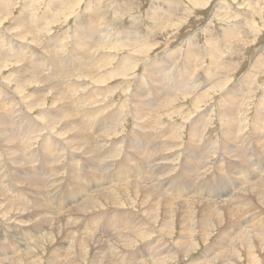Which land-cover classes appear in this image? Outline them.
Wrapping results in <instances>:
<instances>
[{
  "label": "rangeland",
  "instance_id": "rangeland-1",
  "mask_svg": "<svg viewBox=\"0 0 264 264\" xmlns=\"http://www.w3.org/2000/svg\"><path fill=\"white\" fill-rule=\"evenodd\" d=\"M85 29H87V31ZM88 29H90V31L93 30L95 34L97 33L96 38H98V36L99 38L101 37L99 40L101 42H115L116 45L121 42H133L135 43L134 49L136 50L133 54L134 45H131V47L127 46L126 48L111 49V55L114 57L112 64H110V66L108 65L106 70L99 71L90 79L81 78L77 80V71L75 73L73 72L74 74H72V76L69 75L71 77L70 82H74V86L78 89L74 91V93H77L76 95H74V93H69L68 96L71 98L82 96V99L79 100L80 106L79 104L75 105L73 103L72 107L77 109V111L81 107V109L85 110V115L92 117L90 119L86 118L87 121L83 122L86 128H88L85 134H89L92 137L91 140L93 148L95 149V152L92 154L94 155L87 153V150H85L86 153H84V149L79 151L77 150L78 148H72L74 145L71 139L74 137V132L64 133L63 131L64 134L60 133V130L63 129L61 126H63L65 121L69 120V118H56V116L61 113L60 107L62 104L60 101L52 103L53 93L50 92V90L46 93L47 95L42 101H36L35 96L39 86H47L45 83L53 84L52 82L37 83V85L35 83L31 85L28 84L26 87L21 88L22 90L17 87V82L22 80L21 77L29 74L22 70V68L25 64L29 63L30 65V61L35 65H31L34 66L35 70H32L30 73L34 75H40L35 71L47 74L49 71L55 70L54 67H56V70L63 69L64 61L66 63H74V60L69 59L67 55L78 54L80 50H78L79 48L73 50L72 42H76L77 38L81 40L82 36L84 37L83 31L85 30L88 32ZM105 29L107 32L104 34L103 30ZM97 42L95 41L96 45ZM56 45L60 47L54 48ZM76 46L78 47V45ZM105 50L106 49L99 50V52ZM91 51L92 56L90 55L89 64L96 63L106 58V53L97 54L96 50L94 53L92 49ZM14 53H19L20 56L18 59L11 57ZM4 54H7V58L4 60L6 63H4L1 58V55L4 57ZM53 54L57 55L56 58L58 57L56 63H53L51 59L53 58ZM47 59V63L52 64L47 65L46 61H44ZM76 62L79 63V61ZM44 63L46 65H44ZM117 64L120 65L122 69L126 68L127 75L125 77L118 72L115 74L114 71L116 70L112 72V67L117 66ZM152 64L156 66L155 69ZM31 66H29V69H31ZM157 68L161 70L154 74L160 78L162 92L170 93L179 88L177 82L171 80L175 76L176 79L187 81L186 87L188 86V88L196 89L199 94L198 96H202V98L198 101L199 103H193L196 96L195 93L178 92L176 96L179 95V98L171 103L173 111H176V114H173L171 117L167 116L170 114V111H172H168L167 108L161 112H156L155 120L157 123L151 126L146 125L145 127L144 123H147V120L141 123L139 122L140 120L133 122L129 110L132 103L129 102H131V93L134 92L132 89L136 91L144 88L146 92L147 87L152 85L148 80V75L142 73L152 72ZM60 71H58V73ZM107 72L111 76L110 79L105 80L103 84L100 85V88L95 86L98 80L97 76L105 75ZM180 74H184L185 77L183 78V75L180 77ZM215 82H219L220 85L223 86L222 89L219 88V91H213L212 89L208 90V86H211ZM219 83L218 86H220ZM218 86L215 88H218ZM228 88H230V90L226 93H232L233 91L232 97L229 95L230 93L222 97L223 91L225 89L228 90ZM98 90H102L100 95L96 92ZM122 91L124 92L122 93ZM2 95L7 97L10 96L11 108L14 104L12 109L15 115L12 114V109L7 108V105H3V109H0V112L3 111L4 114L8 115L6 120L8 124L10 123L9 131L5 135L3 133L0 134V139L2 140H0V189L5 193L0 196V242L1 252H5V254L1 255V260H3L1 264H22L20 261L15 263L13 259H19L18 257L22 254L21 252L25 250H29V253H27L28 257H26L28 260H30L31 257L32 260H30V262L34 261L33 264L61 262L63 261V257L59 255L69 253L70 250L72 252L67 257V262L70 264H89L90 259L94 255L98 256V260L100 259V262H95L94 264H104L103 260L106 256H117L120 259L128 261L137 259L140 256L141 253L139 251L135 253L136 255H132V252L137 251L139 248H141L142 254H147L145 263L147 261H153V259L159 257V253L162 252V249H158V247L150 248L148 240H154L160 235L153 233L150 239H141L138 236H134L133 238H135V241L132 246L125 244L127 245L126 250L130 252L120 253L123 244L120 243V240H109L106 238L108 233L114 234V230L103 232L102 229H108L106 226L100 227V223L105 221H101L102 219L99 217L104 215L110 216L112 219H118L117 214L121 212L122 209L114 208V205L109 206L103 202H101L100 206L93 205L92 207V205L88 204V207L86 204L93 198L97 187L94 190L91 188L86 191L80 190V188L81 186L95 187V185H101L100 189L106 190V185H103L104 180L101 179L104 177L106 179L107 176L112 175L119 168V165H121V157L126 153L125 151L128 150V153L132 150L138 151V147H135V145L144 142L140 140L142 139L140 134L144 133L142 131L143 129H140V127H145V130L152 131V134L155 135V141L157 140L156 142H158V140L166 142L165 140L168 139L167 142L169 146H174L172 148L174 151L169 149L166 151V153L169 151L167 154L165 151H160V154L169 155L171 153H176V158L179 160L185 156L188 165L196 164L200 166L202 163H209L208 168L206 166L204 168L193 166L188 172H185L186 178L184 182H187L188 188L184 191L185 193L182 196H190V194L191 196H181L182 198L177 197L175 198V202L186 203L192 199L191 201L194 202V208L198 209L200 205H203L201 209L204 208V213L207 215L211 209L218 207L220 192L227 191L233 180L240 179L241 181H239V183H243L247 188L249 175L246 171L242 170L243 166L239 162L244 161L242 156L245 155L248 157V162L264 160V0H0V100ZM181 95L183 98H180ZM246 95H249L247 97L248 99H245ZM13 98L15 100L12 101ZM165 98L167 99V97ZM88 99H91L93 102ZM230 103L234 110L232 112L234 116L230 114V116L227 114L223 116L218 113L220 108H225L226 105ZM258 103L262 104V106L260 105L261 108H258ZM31 104H33L34 107H32L33 109L30 111L32 116L30 115L31 117L28 118L27 114L24 113ZM89 104H91V106L94 105L91 107ZM88 105L90 108L87 107ZM193 105L196 106L194 107ZM202 112L208 113L207 118L205 116L202 121V126L205 127L201 129V134L195 138L198 140L194 141V137L188 140V138H190L191 122L198 119L199 115L203 114ZM36 115L37 119L34 120L33 116ZM96 115H105V118L100 119V116ZM185 115H187V119L184 118ZM12 116L15 118L14 121L10 122ZM256 116H260L259 122H256L257 124L253 123ZM16 117L21 122V127L18 128L19 130L17 132L20 133L19 140L20 144L23 146V152H25V154L26 152H32V154L36 153V159L34 163L31 164L28 171L27 167H23L25 166L24 164H26L24 161L27 162V154L25 155L22 150L19 151V161L22 163V167L20 168H23L19 171H27V173L31 174L34 172V169H36L34 175L39 178L41 182L45 183L43 188L42 186L41 188H35L28 185L25 181L23 182L24 184L21 185L20 183H13L11 181L15 169L14 167L16 166L11 163L12 161L6 155L1 154V147L3 146V142L7 141V139L10 142L17 141L13 131L14 128L12 129V126L18 124L15 122L17 119ZM223 117H226V122L234 125L232 132L229 128L227 131L226 128H224L225 126L223 125L225 121H222ZM242 118L243 121H245L244 123L241 120ZM29 119H32V121ZM158 120L161 121L159 122ZM236 120L238 122H235ZM47 121L55 123H53L51 127ZM240 122L243 125L239 124ZM104 124H106L105 127ZM163 124L167 126L165 127ZM101 125L103 127L98 129ZM239 125L241 127H239ZM113 126L116 128L114 134L109 133ZM0 127H2L1 118ZM35 127H38L37 129L41 128V130H38L40 131L39 133L33 131ZM161 127H164L165 134H162L160 131ZM27 128L32 130V132L29 133L30 137L33 135L35 136L33 145L31 147L29 145L30 148L27 145ZM49 128H52L51 132ZM171 128L173 130L170 131ZM166 131L170 132L167 134ZM176 131L178 132L176 133ZM105 132H108L106 134H110V137L106 136ZM48 134L53 136L50 138ZM98 136L106 140L100 147L94 146V142ZM105 136L108 138L106 139ZM162 136L165 137V140ZM47 137H49L52 151L51 153L45 154L43 142H49ZM155 141L153 142V149L157 150L162 143L160 141L156 143ZM190 143L193 145L192 147H189L191 145ZM105 144H107V147H105ZM184 145L189 148H186V146L184 147ZM239 148H241V150ZM227 149L240 150V152L238 151L236 154H242V159L239 160L237 156H231L232 158H230L228 154L223 152ZM20 152L22 153L20 154ZM97 152L100 156H97ZM148 153V157L152 163H146V167L148 170L153 169L151 172L148 171L145 174L143 173V166L141 164L143 159L142 156L129 160L121 167L124 169L126 166L125 170L130 169V167L133 166V161L137 160L134 165V175L138 173L141 177H147V175L150 174H152L151 176H158L157 168L161 167V163L156 165L157 154L155 158H153L150 152ZM130 155L132 154L130 153ZM70 157H74L75 163L71 166H67V159ZM131 163L132 165L130 166ZM229 164L232 165V168L229 167ZM170 165L175 167L174 169L176 170L170 173L166 178L174 177L176 172L179 171V161L170 162ZM262 170L263 169L259 172V176H264V171ZM21 175L23 176V174ZM81 175L83 176V180L77 178L78 176L82 177ZM240 175L244 176V180L240 178ZM94 176L99 177L100 180L95 181V179H93ZM256 177L258 178V174H256ZM134 179H136V177ZM134 179L132 177L128 180L133 182ZM165 181L166 180H164L163 183H165ZM258 181H263V178H258ZM167 182H170V180H167ZM85 184L86 186H84ZM119 184H125V182ZM110 186H112V184H110ZM167 186H169V184ZM25 187L27 189H25ZM155 190L156 193H169L166 188L158 184H156ZM231 192L234 191L231 190ZM42 193L44 195H42ZM215 193V197L211 198L212 196H209ZM129 199L133 201V205L131 206L129 203H126L124 208H127V213L126 211L122 213L124 215H129L128 213H130V216H132L133 222H131L132 224L129 230L141 229L144 224L149 225L141 214L143 206L139 204L138 200L131 197H129ZM137 199L139 198L137 197ZM167 200L172 199L168 198ZM244 202H247V199ZM20 203L22 204L20 205ZM57 203H59L58 206H56ZM133 207L135 208L133 209ZM44 208L48 211L57 212V214L51 215L52 219L49 223V215L43 216L40 214V210H44ZM82 209H87L89 212L87 211L86 213V211ZM70 213L73 218L69 215ZM248 213L251 215V219H253L254 223L252 225L264 230V211H258V209H256L248 211ZM97 214L100 216H96ZM93 215H95V218H92ZM33 219L34 221H32ZM56 220L60 221L59 224ZM63 220L65 221L61 222ZM35 221H39L37 225H35ZM74 222H76V224ZM124 226L127 227V225H123L122 227ZM222 227L223 226H220L216 231L213 230L214 232H212L209 240H206V242H202L196 232L197 236H195L193 240L195 246L189 251L187 257L183 256V253H181L182 250L178 248L180 246L174 245L177 253L174 255L172 254L173 256L170 255L166 260L164 259V264H189L202 261V255L210 245L213 246V251L217 252L219 249V242L223 240L221 233L223 230L227 231L226 227L223 229ZM178 229L179 225L178 222H176L175 239L170 236L168 237L169 240L175 241L177 239ZM231 229L235 231L237 227L232 226ZM120 231H122V228H120ZM91 232H95L96 235L98 234L97 236L99 237L96 238L98 243L97 245L91 244L93 242L87 244V253L82 259L83 252L86 251V246L81 244L83 241L82 238L84 236L90 238L92 235ZM117 232L118 230H116L115 233ZM191 234L194 235V233ZM71 239L74 241H71ZM167 245L170 246L171 244ZM167 245H165V249H163V255L170 254V252L165 251L169 247ZM143 257L144 255L141 256V259ZM78 259L82 260L80 261ZM136 264H140V261L137 260Z\"/></svg>",
  "mask_w": 264,
  "mask_h": 264
},
{
  "label": "bare ground",
  "instance_id": "bare-ground-1",
  "mask_svg": "<svg viewBox=\"0 0 264 264\" xmlns=\"http://www.w3.org/2000/svg\"><path fill=\"white\" fill-rule=\"evenodd\" d=\"M67 3V2H66ZM68 4V3H67ZM254 5V4H253ZM64 6V5H63ZM52 7V6H51ZM30 9V8H29ZM55 10V9H54ZM74 13V12H73ZM58 14V13H57ZM45 15V14H44ZM46 17V16H45ZM65 17V16H64ZM50 18V17H49ZM23 20V19H22ZM21 21V20H20ZM19 21V22H20ZM103 22V21H102ZM18 23V22H17ZM22 23V22H21ZM94 23V22H93ZM96 23V22H95ZM100 23V22H99ZM19 24V23H18ZM23 25V24H22ZM28 25V24H26ZM25 25V26H26ZM105 25V24H104ZM104 29V28H103ZM107 29V28H106ZM103 30V33L105 34L107 31ZM87 31V29H85ZM83 31V34H84V37L82 36V39H78L77 38V41L76 42H72V47H73V50L76 49V48H79L78 50H80V52L78 54H73V55H67V57H69V59H73L74 60V63H66L63 59V64H64V68L63 69H59V70H56V67L55 70H51L49 71L47 74H43L39 71H35L37 72L38 74L40 75H34V74H30L32 72V70L34 71V64L32 63V61H30V65L29 63L28 64H25V66L22 68V70H24L25 72H28L29 74H26L24 77H21L22 80H20L19 82H17V87L18 88H24L26 87V85H31V84H36L37 83H45V82H52L53 84L51 83H45L47 86L43 85L42 87L39 86V89L36 91V101H42L45 96L47 95L46 93L50 90V92L53 93V102H61L62 106L60 107L61 108V113L58 114V116H56L57 119H63L65 117H68L69 120L65 121V123L63 124V129L60 130V133L61 134H64L66 132H74V137H72V143H73V147L72 148H78L77 150H82L84 149V153H86L85 150H87L88 152L87 153H90L91 155H94L92 153L95 152V149L93 148V143H92V137L91 135L89 134H85V132L87 131L88 128H86L85 126V123L83 121H87L86 118H89L87 115H85V110L84 109H74L72 107V104L74 103L75 105L79 104V100L82 99V96L80 97H69V93H74V91H77L76 89V86H74V82L71 83V77L72 74H74L76 71V76H78V79L77 80H80L81 78H92L95 74H97L99 71H103L104 69L106 70V67H108V65L110 66V64H112L113 62V58L112 55H111V52L110 50L111 49H114V48H126L127 46L131 47V45H134L133 47V54L134 52L136 51L134 48H135V43H131V42H121L119 43L118 45L115 44V42H101L99 41L100 38L98 36V38H96V35L97 33L95 34L93 32V30L90 31V29H88V32L86 31ZM98 30V29H97ZM96 30V31H97ZM95 31V32H96ZM230 32V31H229ZM101 33V32H100ZM82 34V33H80ZM79 36V35H78ZM117 37V36H116ZM103 39V38H102ZM105 39H106V36H105ZM118 39V37H117ZM126 39V37H125ZM98 40V42H97ZM124 40V39H123ZM127 40V39H126ZM130 40V39H129ZM95 41L97 42V45L95 43ZM108 41V39H107ZM119 41V40H118ZM94 43V44H93ZM117 43V42H116ZM147 43V42H146ZM11 45V44H10ZM78 45V47L76 46ZM60 46L59 45H56L54 48H59ZM142 48V47H140ZM91 49L93 50V53L95 52L96 50V53L97 54H102V53H106V58L104 60H101V61H95L96 63H91L89 64V58L92 56V51ZM106 49L105 51H100L99 50H104ZM108 49V50H107ZM139 50V49H138ZM143 50V49H141ZM18 51V50H17ZM144 51V50H143ZM142 51V52H143ZM149 51V50H148ZM74 52V51H73ZM54 53V52H53ZM116 53V52H114ZM213 53V52H212ZM139 54V53H137ZM7 54H4V57L3 55H1V58L4 62V60H6ZM91 55V56H90ZM136 55V54H135ZM11 56V55H10ZM19 53H14L12 54L11 57L13 58H16L18 59L19 57ZM55 56V58H54ZM56 54H53V58H51L53 60V63L56 61H58V57L56 58ZM114 56V55H113ZM132 56V55H131ZM9 57V56H8ZM135 57V56H134ZM137 57V56H136ZM145 57V56H144ZM195 57V56H194ZM212 58V57H211ZM46 59V58H45ZM125 59V58H124ZM136 59V58H135ZM213 59V58H212ZM35 60V58H34ZM82 60V61H81ZM127 60V59H125ZM130 60V59H129ZM48 61L47 60H44ZM76 61H79V63H77ZM123 61V59H122ZM212 61V60H211ZM126 62V61H125ZM6 63V62H4ZM118 63V62H117ZM120 63V62H119ZM130 63V62H129ZM132 63V62H131ZM134 63V62H133ZM23 64V63H22ZM34 65V66H31V65ZM52 63H47V65H50ZM60 64V63H59ZM121 64V63H120ZM4 65V64H3ZM6 65V64H5ZM42 65V64H41ZM44 65H46L44 63ZM43 65V66H44ZM188 65V64H187ZM212 65V63H211ZM31 66V69H29ZM52 66V65H51ZM58 66V65H57ZM128 66V65H126ZM152 66H154L152 64ZM160 66V65H159ZM20 67V66H19ZM18 67V68H19ZM22 67V66H21ZM42 67V66H41ZM49 67V66H48ZM105 67V68H104ZM122 67V66H121ZM156 66H154V69H155ZM161 67V66H160ZM159 67V68H160ZM17 68V69H18ZM162 68V67H161ZM16 69V71H17ZM20 69V68H19ZM48 69V68H47ZM50 69V68H49ZM58 69V67H57ZM126 68L122 69L120 68V65L117 64V66H114L112 67V72L113 70H116L114 71L115 74L116 72L118 73H121L124 75V77L127 75V72L125 70ZM132 69V68H131ZM13 70V69H12ZM62 70V71H60ZM135 70V69H133ZM132 70V71H133ZM161 69H156L152 72H146V73H142V74H145V75H148L149 77V81L155 85V86H160L161 85V82H160V78L159 76L155 75L154 73L159 71ZM21 71V70H20ZM48 71V70H47ZM58 71H60L58 73ZM19 72V71H18ZM44 72V71H43ZM74 72V73H73ZM106 72V71H105ZM23 73V72H22ZM21 73V74H22ZM34 73V72H33ZM111 73V72H110ZM17 74V73H16ZM120 74V75H121ZM70 75V76H69ZM122 75V76H123ZM183 75V78L185 77L184 74ZM180 74V77L182 76ZM20 76V75H19ZM74 76V75H73ZM115 76V75H114ZM118 76V75H117ZM179 76V75H178ZM110 75L108 74H105V75H102L99 77L97 76L98 80L96 81V85L97 87L100 88V85L103 84V82L107 79H110ZM116 77V76H115ZM113 78V77H112ZM216 78V77H215ZM94 80V78H93ZM92 80V81H93ZM172 81H175L177 82L179 88L173 92H170V93H163L162 96H159L160 94L156 93L157 97L155 98H152L150 96H148L144 90V88L142 90H134L132 89V92L131 93V102L129 103H132L131 107H130V112H131V116H132V119H133V122H137L139 121L140 123L141 122H145V120H147V123L145 122L144 125L146 127V125L148 126H151L152 124H156V120H155V113L156 112H161L162 110H166V108L168 109V111H170V114H168L167 116L171 117L173 114H176V111H173V107L171 106V103L173 101H176V99L179 98V95L176 96L178 94V92H189V93H195L196 96H195V99L193 101V103H199L198 101L202 98V96H198V92L196 91V89H193V88H188V86L186 87V83L187 81H184L183 79H176L175 76L174 78L171 79ZM95 81V80H94ZM217 81V80H216ZM81 82V81H80ZM85 82V81H84ZM220 82V81H219ZM219 82H215L213 83L211 86H208L209 89L208 90H217L219 91L218 89L221 88L223 86L220 85ZM218 83L220 86H218ZM139 84V83H138ZM189 84V83H188ZM82 85V84H81ZM106 85V84H105ZM78 86V85H77ZM137 86V85H136ZM139 86V85H138ZM218 88H215L217 87ZM41 87V88H40ZM80 87V86H79ZM186 87V88H185ZM228 87V86H227ZM239 87V86H238ZM84 88V87H82ZM226 88V87H225ZM231 88V86H230ZM230 88L225 89L223 91V95L222 97L226 96L227 94L229 93H226L230 90ZM107 89V88H106ZM136 89V88H135ZM232 89V88H231ZM22 90V89H21ZM114 90V89H113ZM20 91V90H19ZM102 90H98L96 91L98 93V95H100L102 92ZM115 91V90H114ZM129 91V90H127ZM245 91V90H244ZM15 92V91H14ZM101 92V93H100ZM105 92V91H103ZM124 91H122L123 93ZM206 92V91H204ZM249 92V91H248ZM126 93V92H125ZM215 93V92H214ZM233 93V91H232ZM232 93H230L229 95H231L232 97ZM241 93V92H240ZM246 93V92H245ZM4 94V93H3ZM16 94V93H14ZM77 93H74V95H76ZM82 94V93H81ZM85 94V93H83ZM113 94V93H112ZM201 94V93H200ZM248 94V93H247ZM73 95V94H72ZM97 95V96H98ZM128 95V94H127ZM187 95V94H185ZM194 95V94H193ZM71 96V95H70ZM184 96V95H183ZM249 95H246V98L245 99H248ZM17 97V96H16ZM15 97V98H16ZM52 97V96H51ZM105 97V96H104ZM167 97V99L165 98ZM185 97V96H184ZM208 97V96H207ZM221 97V99H222ZM10 96H4L2 95L1 97V100H0V109L2 108L3 109V105H7V108L8 109H12L14 107V104L12 105V108H11V104H10ZM180 98H183L182 95ZM8 99V101H7ZM86 99V98H85ZM129 99V101H130ZM205 99V98H204ZM7 102V103H3L2 102ZM15 100L14 98L12 99V101ZM88 100H91V99H88ZM95 100V99H93ZM86 101V100H85ZM92 101V100H91ZM224 101V100H223ZM228 101V100H226ZM38 102V103H39ZM87 102V101H86ZM89 102V101H88ZM93 102V101H92ZM201 102V101H200ZM218 102V101H217ZM221 102V101H220ZM219 102V104H220ZM2 103V104H1ZM44 103V102H43ZM48 103V102H47ZM101 103V102H100ZM110 103V102H109ZM223 103V102H222ZM234 103V102H233ZM243 103V102H242ZM35 104V103H34ZM42 104V103H41ZM96 104V103H94ZM93 104V105H94ZM235 104V103H234ZM259 104V107L258 108H261L260 105L262 106V104L258 103ZM74 105V106H75ZM91 106V104H89ZM89 105L87 107H89ZM93 105L91 107H93ZM197 105V104H196ZM196 105H193L194 107ZM222 105V104H221ZM236 105V104H235ZM80 106V104H79ZM97 106H98V103H97ZM127 106V105H126ZM224 106V105H223ZM6 107V106H5ZM32 107H34L33 104H31V106H28L27 107V110L25 111L24 114H27V117H31L32 115L30 114V111H32ZM77 107V106H76ZM75 107V108H76ZM84 107V106H82ZM193 107V108H194ZM220 107V106H219ZM222 107V106H221ZM90 108V107H89ZM127 108V107H126ZM237 108V107H236ZM177 109V108H176ZM219 109V108H218ZM126 110V109H125ZM236 110V109H235ZM239 110V109H238ZM1 111V110H0ZM9 111V110H8ZM13 109H12V114L13 113ZM128 111V110H127ZM144 111V112H143ZM234 110H233V107H232V104H227L226 107H222L220 108L219 110V114H222L223 116L224 115H232ZM263 111V110H262ZM208 112V111H207ZM207 112H202L203 114L202 115H199L197 121H193L191 122V132H190V138L189 139H194V141L198 140V139H195L197 138V136L199 134H201V129L205 126H202V121L204 119V117L206 116L207 118V115L208 113ZM211 112V111H209ZM163 113V112H162ZM161 113V114H162ZM166 113V112H165ZM23 114V113H22ZM164 114V113H163ZM179 114V113H178ZM211 114V113H210ZM259 114V113H258ZM11 115V114H10ZM15 115V114H14ZM31 115V116H30ZM128 115V114H127ZM158 115V114H157ZM160 115V114H159ZM229 115V116H230ZM42 116V115H41ZM126 116V115H125ZM162 116V115H160ZM182 116V115H181ZM234 116V115H232ZM34 120L37 119V115L36 116H33ZM76 117V118H75ZM221 117V116H220ZM0 118H1V126L0 127V134L3 133L4 135L9 131V124L6 120V118H8V115L7 114H4L3 111L0 112ZM14 118L12 116V119H10V122L11 121H14ZM17 118V117H16ZM83 120H82V119ZM160 118V117H158ZM185 119H187V115H185L184 117ZM226 117H223L222 118V121L224 120L225 121V124L222 125L225 126L224 128H226V131L227 129L229 128L230 131L232 132L233 130V126L234 125H231V123H228L226 122L227 120L225 119ZM236 118V117H235ZM22 119V118H21ZM125 119V117H124ZM123 119V120H124ZM229 119V118H228ZM238 119V118H237ZM262 119V118H261ZM32 121V119H29ZM149 120V122H148ZM221 120V119H220ZM233 120V119H231ZM239 120V119H238ZM242 122L244 123L245 121H243V118L241 119ZM258 120H260V116H256L253 120V123H256ZM92 121V120H91ZM159 121V120H158ZM161 121V120H160ZM159 121V122H160ZM18 124L16 126H12V129L14 128V134L16 136V139L17 141L16 142H10L8 141H4L3 142V146L1 147V154L3 155H6L13 163L15 164L16 167L20 168L22 167L21 166V162L19 161V151H21L23 149V146L20 144V136H19V132H17L19 129V127H21L20 125V121L19 119L17 118L16 121ZM48 122V121H47ZM93 122V121H92ZM230 122V121H229ZM235 122H238L237 120ZM259 122V121H258ZM29 123V122H28ZM49 125L52 127L53 126V123H50L48 122ZM119 123V122H118ZM264 123V122H263ZM27 124V122H26ZM30 124V123H29ZM138 124V123H137ZM238 124V123H237ZM241 124V122L239 123ZM257 124V123H256ZM260 124V123H259ZM31 125V124H30ZM34 125V124H32ZM93 125V124H92ZM120 125V124H119ZM140 125H143V124H140ZM165 127L168 125H165L163 124ZM243 125V124H241ZM263 125V124H262ZM26 126V125H25ZM28 126V125H27ZM56 126V125H55ZM158 126V125H157ZM145 127H141L140 129H143L142 132L143 134H140V136L142 137V139L140 140H143L144 142L143 143H137L135 145V147L137 146L138 147V151H134L132 150L130 153L132 155H130V153H128V150L125 151L126 153L124 154V163L125 160H126V157L131 160V159H135L137 158L138 156H142L143 159L141 161V164L143 166V173H147L148 171L151 172V170L153 169H147L146 167V163L147 164H151L152 161L149 159V153L151 154V156L153 158H155V155L157 154V162H156V165L160 164L161 167H158L157 168V173H158V176L154 175V176H151L152 174L150 175H147V177L145 176H140V174L136 173V175H134L133 173L135 172L134 171V165L136 164L137 160H134L133 161V166L132 163L130 164V169H127L125 170V167L124 169L122 167H120L117 171V175H116V178L115 176H112V178L110 179L109 176L101 179V180H104L103 182V185L105 184V189L106 190H103V189H100L101 185H95V187H87V190H90L92 188V190H94L96 187H97V190H96V193L93 195V198L87 202L86 205H93L94 206H100L101 205V202L103 203H106L108 204L109 206L110 205H114V208H121L122 210L124 211H121L117 214L118 216V219H112L110 216H104L102 215L101 218L102 220L101 221H105V222H102L100 223V227H103V226H106V229H102L103 232H109L111 230H114L113 233L114 234H110L108 233V235L106 236V238H108L109 240H113V239H117V240H120V243L123 244L122 246V250L120 253L122 252H130L129 250H126V247L127 245L129 246H132L134 241H135V238H133L134 236H138L139 238L141 239H150L153 235V233H157L156 235H160L158 237H156L154 240H148V243H149V247L150 248H154V247H158V249H162V252H163V249H165V245L167 244H171L170 246L168 247L167 250H165L166 252H170V254L168 255H163L162 252L159 253V257L158 258H155L153 259V261H150V262H146L145 263V257L147 256V254H142V250L141 248H139L137 251L135 252H132V255H136L135 253L136 252H140V256L137 258V259H134V260H128L126 261L125 259H120L119 257L117 256H106L103 260V263L104 264H136V261L139 260L140 261V264H164L165 261H163L164 259L166 260V258H168L170 255H174L177 253V250H176V247H174V245H178L180 247V250H182L181 253H183V256L187 257L188 254H189V251L191 249H193V247L195 246V243H193V240H194V237L197 236L196 232L198 233L200 239L202 240V242H206V240H209L212 232H214L213 230H217L220 226H223V228H227V231L223 230L222 233H221V236L223 238V240L221 242H219V249L218 251H213V246L210 245L209 247L206 248L204 254L202 255V261H196V262H193V263H189V264H264V230L263 229H260V228H257L256 226L252 225L254 222H253V219H251V215L248 213V211H252V210H256L258 209V211H264V176L263 175H260L259 176V172H261V169H263L262 171H264V160H258V162H248V157H245L242 156V154H236V152H240L241 148H239L240 150H235V149H227V150H224L223 152H225L226 154L229 155L230 158L234 157V156H237L239 158V160H241V156L243 157L244 161H239L240 164L243 166L242 170L243 171H246L249 175L248 177V185H247V188L245 187L246 185H243V183H239V181H241L240 179H235L233 180V182L230 183V186L228 188L227 191L225 192H220L219 194V205L218 207H215L213 209H211L209 211V213L207 215H205L204 213V208H202L203 205H200V207L198 209H195L194 208V202H192L191 200L190 201H187L186 203L184 202H181V203H178V202H175V198L179 197V198H182V197H187V196H182L185 192V190L188 188V184L187 182H184L185 180V171H187V169H185L183 172L181 171L179 174H177L175 176V178H172V179H169L170 182H167L168 179H166V174H168L170 172V169L168 167H164V161H165V156L163 154H160V151H166L169 150V149H172L174 146H169L168 144V139L164 140L166 142H162L160 140H158V142L160 141L162 143V145H159V149L157 150H154L153 149V142L155 141V135L152 134L153 132L152 131H147L145 130ZM159 127V126H158ZM239 127H241L239 125ZM34 128V127H33ZM38 128V127H37ZM35 127V129H33L34 132H37L39 133L40 131L38 130H41L40 129H37ZM54 128V127H53ZM91 128V127H90ZM93 128V126H92ZM154 128V127H153ZM156 128V127H155ZM164 127H161L160 128V131L162 132V134H165L164 133ZM238 128V127H237ZM244 128V127H242ZM11 129V128H10ZM51 129L52 128H49L50 132H51ZM116 128H112V130L109 132V133H113L114 134V131H115ZM139 129V128H138ZM139 129V130H140ZM148 129V128H147ZM150 129V128H149ZM158 129V128H157ZM176 129V128H175ZM205 129V128H204ZM27 130V135H28V139H27V145L30 147L33 145V142L35 140V136H31L29 135L30 132H32V130L30 129H26ZM43 130V129H42ZM120 130V129H118ZM173 130V129H172ZM12 131V130H11ZM24 131V130H23ZM53 131V130H52ZM64 131V133H63ZM168 132L170 131H166V133L168 134ZM178 131H176L177 133ZM108 132H105V135L106 136H109L110 134H106ZM149 133V134H147ZM155 133V132H154ZM203 133V132H202ZM228 133V132H226ZM104 134V133H103ZM9 135V134H8ZM120 135V134H119ZM136 135V134H135ZM254 135V134H253ZM1 136V135H0ZM10 136V135H9ZM105 136V138H106ZM137 136V135H136ZM139 136V134H138ZM201 136V135H200ZM241 136V135H240ZM3 137V136H2ZM67 137V136H66ZM110 137V136H109ZM112 137V136H111ZM171 137V135H170ZM8 138V137H7ZM11 139H13L12 137H10ZM108 138V137H107ZM106 138V139H107ZM135 138V137H134ZM162 138V139H163ZM200 138V137H199ZM233 138V137H232ZM96 139V138H95ZM160 139V138H159ZM203 139V138H202ZM1 140V139H0ZM47 140L49 141V138L47 137ZM70 140V139H68ZM201 140V139H199ZM2 141V140H1ZM137 141V140H136ZM157 141V140H156ZM155 141V142H156ZM193 141V140H191ZM190 141V142H191ZM94 142V141H93ZM104 142H106V140L101 137V136H98V138L95 140V145L94 146H98L100 147V145H102ZM108 142V141H107ZM121 142V140H120ZM119 142V143H120ZM128 142V141H126ZM130 142V141H129ZM135 142V141H134ZM156 142V143H158ZM188 142V141H187ZM49 143V144H48ZM71 143V144H72ZM125 143V141H124ZM186 143V142H185ZM189 143V142H188ZM198 143V142H197ZM201 143V142H200ZM132 144V143H131ZM180 144V143H179ZM191 144V143H190ZM194 144V142H193ZM199 144V143H198ZM25 145V146H27ZM43 145L45 146V148H43L44 153H51L52 151V147H51V144H50V141L49 142H43ZM113 145V144H112ZM127 145V143H126ZM72 146V145H71ZM118 146V145H117ZM130 146V145H129ZM186 145H184L185 147ZM193 145L191 144L189 147H192ZM195 146V144H194ZM29 147V148H30ZM43 147V146H42ZM58 147V146H57ZM105 147H107V144H105ZM125 147V145H124ZM188 146H186L187 148ZM188 147V148H189ZM197 147V146H196ZM3 148V150H2ZM55 148V147H54ZM116 148V147H115ZM119 148V147H118ZM195 148V147H194ZM104 149V148H103ZM122 149V148H120ZM41 150V149H40ZM97 150V149H96ZM126 150V149H125ZM131 150V149H130ZM173 150V149H172ZM194 150V149H193ZM42 151V150H41ZM74 151V150H73ZM82 151V152H83ZM171 151V150H170ZM174 151V150H173ZM189 151V150H188ZM192 151V150H190ZM253 151V150H252ZM257 151V149H256ZM23 152V150H22ZM20 152V154L22 153ZM169 152V151H168ZM167 152V153H168ZM25 154V152H23ZM166 153V154H167ZM187 153V152H186ZM27 154V152H26ZM25 154V155H26ZM42 154V153H41ZM89 154V155H90ZM98 154V152H97ZM171 154H174V153H171ZM176 154V153H175ZM28 155V154H27ZM160 155H163V156H160ZM132 156V157H131ZM232 156V157H231ZM257 156V155H256ZM261 156V155H260ZM49 157V156H48ZM88 157V155H87ZM101 158V157H100ZM262 158V157H261ZM8 159V160H9ZM27 159V162L24 161L26 164H24L25 166L27 165H31L33 163V161H31V159L28 158V156L26 157ZM89 159V158H88ZM199 159V158H198ZM176 161H179L178 158L175 159ZM204 160V159H203ZM77 161V160H76ZM80 161V159H79ZM81 162V161H80ZM80 162H77V163H80ZM248 162V163H247ZM6 163V162H5ZM106 164V163H105ZM208 162L207 163H202V165L198 166L196 164H193V166H196L198 168H204L205 166L208 168ZM159 165V166H160ZM81 166V165H80ZM99 166V165H98ZM106 166V165H105ZM120 166V165H119ZM202 166V167H201ZM14 167V168H16ZM24 167V166H23ZM150 167V166H149ZM229 167L232 168V165L229 164ZM12 168V167H11ZM79 168V167H78ZM104 168V167H103ZM258 168V169H257ZM99 170V169H98ZM104 172V171H103ZM149 172V173H150ZM237 172V170H236ZM129 173V174H128ZM197 173V172H196ZM233 173V172H232ZM105 174V173H104ZM128 174V175H126ZM199 174V173H198ZM229 174V173H228ZM234 174V173H233ZM256 174H258V178H263V181H258V178L256 177ZM123 175H126V176H123ZM196 175V174H195ZM247 175V176H248ZM140 176V177H139ZM227 176V175H226ZM246 176V175H245ZM262 176V177H261ZM118 177V178H117ZM133 179L136 177V179H134V181H129L128 179L129 178H132ZM225 177V176H224ZM197 178V177H196ZM240 178L242 180H244V176L240 175ZM46 179V177H45ZM166 179L165 183L164 180ZM100 178L97 177V180L96 181H99ZM197 180V179H196ZM26 182L28 185L30 186H33L35 188H43V185H45V183L41 182V180L37 177H34V178H26V177H22L20 178L19 180H17V183H20L21 184H24L23 182ZM125 184H119V183H124ZM183 182V183H182ZM118 183V184H116ZM182 183V184H181ZM245 183V181H244ZM110 184H112V186H110ZM156 184L158 185H161L163 188H166L169 193L168 194H165V193H162V192H157L156 193V190H155V186ZM169 184V186H167ZM27 185V186H28ZM102 185V186H103ZM187 185V186H186ZM1 186V185H0ZM22 188V187H21ZM25 189H27L25 187ZM29 189V188H28ZM31 190V189H30ZM103 190V191H102ZM172 190V191H171ZM231 190H233L234 192H231ZM237 190V191H236ZM26 191V190H25ZM33 191V190H32ZM192 191V190H191ZM237 192V193H236ZM2 194H5L3 192L2 189H0V196ZM7 194V193H6ZM189 194V193H188ZM196 194V193H195ZM207 194V192H206ZM42 195H44L42 193ZM214 195L215 194H211L209 196H212L211 198L215 197ZM47 196V195H46ZM182 196V197H181ZM191 196V194H190ZM188 196V197H190ZM225 196V197H224ZM129 197L131 198H134L136 200L139 201V204H141V206H143V209H142V215H143V218L145 220H147L148 224H144L141 229H132V230H129V227L130 225L132 224L131 222H133V219H132V216H130V213H128L129 215H124L122 213L125 212V210H127V208H124L126 206V203H129L131 206L133 205V201L131 199H129ZM137 197L139 199H137ZM171 198L172 200H167L168 198ZM202 197V196H200ZM224 197V198H222ZM233 197V198H232ZM216 199V198H215ZM218 199V198H217ZM247 199V202H244L245 200ZM178 200V199H177ZM184 200V199H183ZM195 200V199H194ZM200 201V199H199ZM35 202V201H34ZM180 202V201H179ZM201 203V202H200ZM22 203H20L21 205ZM26 204V203H25ZM76 204V203H75ZM105 204V206H106ZM199 204V203H198ZM204 204V202H203ZM24 205V204H23ZM84 205V206H86ZM88 205V207H89ZM140 206V205H139ZM199 206V205H198ZM209 206V204H208ZM24 207V206H23ZM29 207V206H28ZM37 207V206H35ZM18 208V207H17ZM32 208V206H31ZM86 208V207H85ZM101 208V207H99ZM135 207H133L134 209ZM19 209V208H18ZM29 209V208H28ZM42 209V208H41ZM92 209V208H91ZM96 209V208H95ZM93 209V210H95ZM120 209V210H121ZM83 211H86L87 213V209H82ZM103 210V209H102ZM107 210V209H106ZM114 210V209H113ZM116 210V209H115ZM22 211V210H21ZM27 211V210H26ZM105 211V209H104ZM207 211V210H206ZM30 212V211H29ZM36 212V211H35ZM89 212V211H88ZM97 212V210H96ZM100 212V211H99ZM20 213V212H19ZM37 213V212H36ZM127 213V211H126ZM8 214V213H7ZM39 214V213H37ZM40 214L43 215V216H47L49 215V221L48 223L51 221L52 217L51 215H55V213L51 212V211H48V210H40ZM132 214V213H131ZM140 214V215H141ZM27 215V214H26ZM70 216L71 213L69 214ZM68 215V216H69ZM5 216V215H4ZM33 216V215H32ZM31 216V217H32ZM96 216H100L99 214H97ZM12 217V216H11ZM42 218V217H40ZM95 218V216L93 217ZM36 219V218H35ZM54 219V218H53ZM67 219V218H66ZM34 221V219L32 220ZM46 221V219H45ZM44 221V222H45ZM65 220L61 221V222H64ZM67 221V220H66ZM100 221V222H101ZM36 222V221H35ZM39 222V221H38ZM38 222H36L35 225L38 224ZM42 222H43V219H42ZM56 222L59 224V220H56ZM176 222H178V225H179V229H178V232H177V239L175 241H171L169 240L168 237H172L173 239H175L174 237V234H175V224ZM223 222V223H222ZM34 223V222H33ZM56 223V224H57ZM68 223V222H67ZM73 223V222H72ZM76 224V222H74ZM81 223V222H80ZM41 224V223H40ZM57 224V225H58ZM136 224V223H134ZM34 225V227H35ZM64 225V224H63ZM66 225V224H65ZM69 225V224H68ZM123 225H127L122 227ZM39 226V225H38ZM51 226V225H50ZM49 226V227H50ZM232 226H236L237 229L235 231H233L231 229ZM37 227V226H36ZM40 227V226H39ZM60 227V225H59ZM58 228V227H57ZM112 228V229H110ZM120 228H122V231H120ZM59 229V228H58ZM110 229V230H109ZM127 229V230H126ZM221 229V230H222ZM116 230H118L117 233ZM50 231V230H49ZM68 231V230H67ZM70 231V230H69ZM72 231V230H71ZM91 231V230H90ZM84 232V231H83ZM92 233V232H91ZM97 233V232H96ZM191 233H194V235H192ZM60 234V233H59ZM48 235V234H47ZM51 235V234H50ZM49 235V236H50ZM87 235V234H86ZM95 235V236H93ZM98 235V234H97ZM95 234V232L92 233L91 237H83V241L81 242L82 245L86 246V251H84L83 253V257L82 259L86 256V253H87V244L91 243V244H94V245H97V240L96 238L99 237ZM76 236V235H75ZM103 236V235H102ZM216 237V236H215ZM77 238V237H76ZM197 238V237H196ZM73 239H71L72 241ZM43 241V240H42ZM74 241V240H73ZM80 241V240H79ZM175 242V243H174ZM228 243V245H227ZM37 244V243H36ZM73 244V243H71ZM80 244V243H79ZM111 244V243H110ZM127 244V245H125ZM38 245V244H37ZM40 245V243H39ZM118 245V244H117ZM120 245V244H119ZM112 246V245H111ZM197 246V245H196ZM73 247V246H72ZM81 247V246H80ZM108 247V246H107ZM83 248V247H82ZM114 248V247H113ZM119 248V247H118ZM117 248V249H118ZM210 248V249H209ZM230 248V250H229ZM57 249V248H56ZM116 249V248H115ZM209 249V250H207ZM120 250V249H119ZM106 251V250H104ZM63 252V251H62ZM71 250L69 251V253H63V255H59L60 257L62 256L63 257V261L61 262H53L51 264H70L69 262H67V257L71 254ZM151 252V251H150ZM22 254H20V256L18 257L19 259H13L15 261V263H17V261H20L22 264H33V262H30L31 257H30V260H28V256H27V253H29V250H25L23 252H21ZM119 253V254H120ZM5 254V252H1V255ZM118 254V255H119ZM180 254V253H179ZM0 255V257H1ZM57 255V256H58ZM144 257L141 259V256ZM172 255V256H173ZM27 256V257H26ZM56 256V255H55ZM54 256V257H55ZM75 256V254H74ZM182 256V257H183ZM21 257V258H20ZM33 257V256H32ZM80 257V256H79ZM36 258V257H35ZM56 258V257H55ZM98 256L97 255H94L91 259H90V262L89 264H94L95 262H100V259L98 260L97 259ZM140 258V259H139ZM59 259V257H58ZM61 259V258H60ZM76 259V257H75ZM81 259V260H82ZM147 259V258H146ZM212 259V260H211ZM6 260V259H5ZM80 260V259H78ZM80 260V261H81ZM97 260V261H96ZM3 260H1L0 258V264ZM77 261V259H76ZM79 261V262H80ZM120 261V262H119ZM7 262V261H6ZM25 262V263H24ZM4 263V262H3ZM75 264V263H74ZM97 264V263H96Z\"/></svg>",
  "mask_w": 264,
  "mask_h": 264
},
{
  "label": "crops",
  "instance_id": "crops-1",
  "mask_svg": "<svg viewBox=\"0 0 264 264\" xmlns=\"http://www.w3.org/2000/svg\"><path fill=\"white\" fill-rule=\"evenodd\" d=\"M146 92H148V93H146L148 96H150V97H152V98H155V97H157V95H156V93H158V94H160L159 96H162V94L163 93H165V92H162V89H161V87L160 86H155V85H151V86H148L147 87V89H146ZM96 116H100V119H103V118H105V115H96ZM90 118H92V117H90ZM195 122L197 121V119L196 120H194ZM109 123V122H108ZM106 126V124H104V127ZM114 126H115V122H114ZM111 127V128H115V127ZM101 127H103L102 125L101 126H99L98 127V129H100ZM141 128V127H140ZM172 130V128L170 129V131ZM147 134H149V133H147ZM48 136L51 138V136H53V135H51V134H48ZM48 137V138H49ZM165 138V137H164ZM51 144V143H50ZM27 156H28V158L29 159H31V161H33V163H34V161H35V159H36V153L35 154H32V152L31 153H29V152H27ZM97 156H100V155H98L97 154ZM160 156H163V155H160ZM166 158H165V161H164V167H168L169 169H170V172L168 173V174H166V176H168L170 173H172V172H174L176 169H174L175 167H172L171 165H170V162H172L173 163V161H176L175 159H176V154H169V155H164ZM125 157H124V155L121 157V165L119 166V168L124 164V161H123V159H124ZM77 160V159H76ZM129 161V159L126 157V160H125V162L127 163ZM75 163V159H74V157H70L69 159H67V166H71L72 164H74ZM162 164V163H161ZM25 167H27V169H28V171H29V167H31V165H27V166H24V168ZM163 167V166H162ZM161 167V168H162ZM191 167H193V164H190V165H188V161H187V158L185 157V156H183V158H181V160H179V171H177L176 172V174H175V176L177 175V174H179L181 171L183 172L185 169H187V171H185V172H188L189 170H190V168ZM118 168V169H119ZM21 169H23V168H15L14 169V171H13V177H11V181L13 182V183H17V180H19L20 178H22V177H26V178H34V177H36L34 174L36 173V169H34V172L33 173H27V171H19V170H21ZM118 169L112 174V175H109V178L111 179L112 178V176H115V178H116V175H117V171H118ZM178 169V168H177ZM172 170V171H171ZM18 171V172H17ZM184 172V173H185ZM21 174H23V176L21 175ZM82 176V175H81ZM175 176L174 177H168V178H166V179H172V178H175ZM77 178H79V179H81V180H83V176L82 177H80V176H78ZM93 179H95V181L97 180V177L96 176H94V178ZM165 179V180H166ZM183 183V182H182ZM181 183V184H182ZM84 186H86V184L84 185ZM93 188V187H92ZM80 190H84V191H86L87 190V187H83V186H81V188H80ZM17 196V195H16ZM42 196V195H41ZM59 205V203H57V205L56 206H58ZM50 211V210H49ZM122 211H124V210H122ZM126 211V210H125ZM51 212H53V211H51ZM53 213H55V212H53ZM55 214H57V212L55 213ZM95 215H93L92 216V218L94 217ZM76 217H77V215H76ZM108 217V216H107ZM71 218H73V216H71ZM80 225V224H79ZM0 255H1V242H0ZM1 258V257H0Z\"/></svg>",
  "mask_w": 264,
  "mask_h": 264
}]
</instances>
